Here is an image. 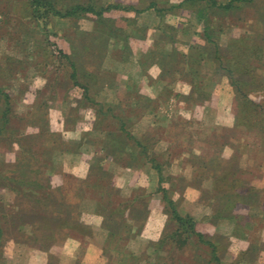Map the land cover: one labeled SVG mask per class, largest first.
Wrapping results in <instances>:
<instances>
[{"label":"rangeland","instance_id":"obj_1","mask_svg":"<svg viewBox=\"0 0 264 264\" xmlns=\"http://www.w3.org/2000/svg\"><path fill=\"white\" fill-rule=\"evenodd\" d=\"M150 1L53 0L62 10L90 2L132 5L133 9L105 12L107 20L117 26L112 28L90 13L59 17L34 9L31 0H0V90L8 96L5 102L0 96V127L4 125L0 172L8 170L6 162L23 159L25 145L34 147L39 156L32 163L42 170L40 182L49 184L55 198L65 203L64 209L66 205L78 214L73 220L78 226L66 239L84 243L79 250L57 256L66 239L48 250L42 241H27L17 226L23 223L25 233L30 232L29 217L34 211L38 214L35 202L31 198L25 204L30 198L20 196L24 210L17 214V207L9 204V190L0 187V203L7 209L2 210L6 223L3 220L1 225L8 229L0 247V264H38L42 254L44 264H205L210 255L193 243L182 249L186 254L169 249V243L155 250L152 242L162 237L166 225L168 230L175 227L167 222L159 186L170 189L179 213L199 220L198 231L224 237L219 242L225 244L218 253L219 264H264V201H257L259 207L237 202L233 209L237 221L205 220L213 205L210 199L207 203L213 190L212 169L222 172L214 165L220 163L215 151L223 141L233 145L226 144L219 151L228 160L221 162L229 167L226 175L252 179L256 188L264 189V111L253 110L258 124L251 132L246 123H239L234 87L212 59L216 45L224 64L234 48L246 53L249 57L243 67L241 62L234 64L241 68L235 72L247 98L264 105V0L239 1L237 8L226 11L211 8L207 32L212 44L204 37L196 3L156 0L157 8L167 10L142 15ZM181 2L185 3L173 7ZM203 56L210 57L206 61ZM73 65L75 76L71 77ZM245 69L254 71L256 80ZM189 70L200 72L195 79L199 92L193 90ZM79 83L90 87L88 99ZM99 107L105 114H100L101 122L96 116ZM4 110L8 113L5 124ZM121 122L124 133L119 130ZM104 130L119 134L115 138L121 147L128 153L135 147V155L139 146L132 137L139 139L147 144L149 156L133 160L120 155V160L125 156L127 165H123L103 148L108 137ZM12 135L19 136L20 143H11ZM236 150L239 155L233 156ZM148 157L157 160L161 172ZM27 167L17 166V174L23 171L27 177ZM102 168L107 173L101 174ZM201 187L207 191L202 193ZM115 207L119 210L110 217ZM90 213L100 216L99 226L87 219ZM246 214L253 216L256 226L251 236L235 224Z\"/></svg>","mask_w":264,"mask_h":264},{"label":"trees","instance_id":"obj_2","mask_svg":"<svg viewBox=\"0 0 264 264\" xmlns=\"http://www.w3.org/2000/svg\"><path fill=\"white\" fill-rule=\"evenodd\" d=\"M186 1H192L196 3L197 6H195L194 9L196 12V16L200 19V21L203 24L204 37L207 39V42L212 44L214 42L211 40V36L207 32L208 29L210 28V23L208 19L209 17L207 15L209 10L211 8L212 9L222 8L223 10L226 11L228 9L237 8L238 7L237 4L239 3V1L240 2L241 1L251 2L254 0H224L221 2L217 0H186ZM184 3L185 2L175 4L173 5V7L177 8L178 6H181ZM31 4L33 5L34 9L38 11L41 10L45 12H51L54 15L59 16V17L78 18L81 15L85 16L90 13L92 14L93 18L96 19L100 24H104V25L106 24L109 27L111 26L112 28H115L117 26L114 24V22H110L109 20H107L108 18H106L105 12H110L112 9H117V8L119 9L128 8L126 5L117 3V2L112 3V4H107V5H98L92 2L87 3V4L76 3L73 6H70L69 8H65L64 10L58 9L56 7V4L53 2V0H31ZM150 7H154L155 10L157 9L156 10L157 12L159 11L161 12L162 10L164 11V9L167 10V8H164L163 6L160 8H157L156 0H151L150 2L146 4L145 7L143 6V8H150ZM256 10H258L257 13L261 14V12L259 11L260 8H257ZM127 33L129 34V32ZM216 47L217 45L214 47L215 48L214 52H212L214 54L212 59L216 61L218 69L219 70L221 69L223 71V75L225 74V76L228 78L232 87H234L235 102L238 108L237 121L239 123H246V129L251 132L253 130L252 128H254L253 126L258 124L255 119L258 116L253 112V110L258 111L259 109L261 110L260 112L262 113L264 111V105H262V103L252 102L247 98V95L242 90V85H241L242 81H240L237 73L235 72L236 70L238 71L241 68H234V64L237 63L239 65L240 62H241V67H243V61L245 60V58H247L248 55L246 53H239L238 48H234L231 54L228 53L230 55V58L229 57L227 58L226 60L227 64H224L223 59L218 54V49ZM64 55L65 57L68 58L67 54H64ZM209 57L210 56H207L204 58L203 56L202 60L207 61ZM261 57L262 56L260 54V58ZM72 67H73V72L71 73V77H74L75 76L74 72L76 68L74 67V65ZM245 70L247 71L248 74L249 73L251 74L250 75L251 78L255 77V80H256L257 75L255 74L254 71L251 72V69H245ZM198 73L200 72L190 71L189 75H190V82L193 86V90L195 89V90H198L199 92L200 88L196 87V80H195L196 77L200 75ZM205 75L207 74L203 73L202 76H205ZM251 80L253 81L254 79H251ZM79 85L84 89L83 96L87 98L88 93L90 91V87L87 84H83V83H79ZM0 96L3 97L2 98L3 102H5L6 100L8 101L7 94H4L3 91L1 90H0ZM201 98L199 97V99ZM101 108L102 107H99L96 112V116L98 117L97 122L98 121L101 122L102 118L99 120L100 114L101 115L103 114V116L105 115L104 113L100 112V110H102ZM2 116L4 118L3 123L5 124L6 123L5 116H8L7 110H4ZM98 125L99 124L96 123L97 129H101L100 126L98 128ZM120 125L121 126L119 130H122V132L120 133H124L125 123L121 122ZM3 127L4 125L3 126L1 125L0 127V136L4 132ZM104 132L106 133V136L108 137L104 141L103 148L108 150V152L111 155H113V157H115L117 161L123 163V165L126 166L127 164L125 162V156L122 159L124 160V162L120 160L122 155H126L133 160H136V158H138L139 155L141 156L145 154V156L146 155L149 156V151L147 152V149H148L147 144H143V142H141L139 139L137 138L134 139V137H132L133 142H135V144L139 146L138 147L139 149L137 150V153L135 155V151H136L135 147L133 149V146H132L131 151L129 153L126 150V147L124 146L121 147V145L119 144L120 142L118 141L119 138H115L117 137V135L120 136L119 134L115 136V134H113L111 130L110 131L104 130ZM222 138H225V137H222ZM20 139L21 138L19 136L18 137L16 136V138H14L12 135L10 136L9 141L11 143L12 141L19 142ZM226 144L232 145V142L223 141V145L215 151V158L217 162H220V163L219 164L216 163L214 166H216L218 170H220L221 168V171L222 172L224 171V173L221 172V173L216 174L213 172V169H212L211 175L213 174L212 176L214 180L213 190L212 192H210L211 196L207 197L208 198L207 203L210 204V200H211V203H213V205H211L212 206L211 214L206 215L205 220L207 221L211 220L214 223H216L218 219H228L229 221H237V218L239 216L233 213L234 211L233 209L236 206L237 202H243V204L247 205V207H259L258 205H256L257 201H258V204H263V201H264V194H263L264 189L256 188V186L252 183V179L250 180L249 178H244L238 174L236 176L235 175L232 176V174H230L231 176L226 175V170L229 169V167L225 168L226 165L221 166V162L223 160V163H224L228 160L222 159L221 154L219 152L221 151V149H223V147H225ZM233 152L235 153L233 154V156L238 154L237 150ZM23 155L24 156L20 157V158H23L22 160L16 157L14 158L12 162L11 161L6 162L8 170H6V172H0V187H3V188L5 187L9 190V193H10L9 204L10 205L13 204L17 207L18 211L15 212L17 214L20 213L22 210H24L22 209V207H20L21 204L18 200L20 199V196H22L23 198H25V196H28V198H30L29 200L25 201V204L31 201V198H32L33 202H35V210L38 212V214L36 213L37 214L36 215L34 211V216L29 217L30 221L27 223L30 224L31 226H29L30 232L28 234L25 233L26 230H24L23 228V223L19 224L20 227L17 226V228L20 229L18 230V233H20V235H25L27 238V241H31V242L42 241L40 243L43 246L47 245V247H43V248L44 249L47 248L48 250V247H50L53 243L65 240L66 237L70 235L71 233L70 231H72V229L77 228L78 224L75 226L74 223H78V222L75 221L73 223V220H76L78 214L76 212L75 213L72 212L71 210H67L68 206L66 207V205L64 209L63 205L65 203L62 202L60 198L58 200L55 198L54 194H52V190L49 184L45 183L43 185L42 182H40L39 174H41L42 170H39L41 168L36 167V165L34 166L32 163V159L37 158L39 156L37 152L36 153L34 152V147L32 148V147L25 145ZM148 160L153 162L154 167L158 171L161 172L162 170L161 165L157 163L156 159H154L153 157H148ZM13 165H15L16 167L18 166L19 168L20 166H25V165L28 166L27 169L29 170V174H27V177H25V172L23 171L17 174L16 167L13 168ZM214 169L217 170L215 167ZM100 173L105 174L107 172L104 168H102L100 169ZM159 180L162 181L163 177L160 176ZM30 185H32V187L34 186L33 190L28 189ZM159 188L163 192L162 201L166 202V205L164 206V208L168 212L167 222L175 223V227L174 228L171 227V230H168L167 227H169V225L168 224L166 225L167 230H165V233L162 235V237L158 241L152 242L155 250L157 251V250L165 249L163 247L167 246L169 243V245L171 246L169 249L172 250L173 248L175 249L174 251H177V253L186 254L187 252L182 249H186L188 247L187 245L188 243L189 244L193 243L190 245H194L196 247L198 245L197 248L207 251L205 253H208L210 255V258L205 264H219L220 256L218 255V253L220 250L223 249L225 245L223 243V245L221 246L219 242L223 240L224 237L221 234H217V233L214 236H212V235L198 231L196 229V224L199 222V220L190 214L179 213L175 205V200L172 198V196L169 195V193H171L170 189L161 187V186H159ZM27 189L30 191V193H28ZM40 190L42 192H40ZM204 191L206 192L207 190L201 187V192L203 193ZM61 209H63L64 213L60 212ZM117 209H118L117 207L113 208L110 211L109 216L111 217L112 215H114ZM2 210L7 211L6 205L5 204L3 205L2 203H0V247L7 237L5 235L8 233L7 232L8 229L6 228V225L4 226L1 225V222L3 220H5V223H6V218H5L6 212L4 213ZM107 216L108 215H106L105 219H107ZM251 216L252 215H248V214L241 215V219H243L241 220V223H235L236 225L240 224L239 226L244 227L243 229H245V231L244 230L243 231L248 234L250 233L249 234L250 236L256 230L255 222L251 221L253 216L252 217ZM62 220L64 222L61 223ZM57 226H60L62 228L64 227V229L57 230ZM109 231L112 234H114L115 230L110 228ZM245 235L246 234H244V236ZM247 235L245 237H248ZM185 245L187 246L185 247ZM171 250H169V252H171ZM178 260L176 262L180 263Z\"/></svg>","mask_w":264,"mask_h":264},{"label":"crops","instance_id":"obj_3","mask_svg":"<svg viewBox=\"0 0 264 264\" xmlns=\"http://www.w3.org/2000/svg\"><path fill=\"white\" fill-rule=\"evenodd\" d=\"M112 3H109V4H112ZM127 7H128L127 9H121V10H128V9H133L134 8L132 5L131 6H127ZM117 9H119V8H117ZM112 10H115V9H112ZM153 12H155V9L152 8V7H150V8H143V10L141 11V14L142 13H153ZM123 168L126 169L125 167H123ZM78 175H80V174H78ZM194 198L196 199L197 197H194ZM99 218H100V216L98 214H92V213H90L89 216H87V219L88 220H91L92 224L96 223L97 226L100 225L99 223L96 222V220L99 219ZM151 218L152 217H150V219ZM150 219H149L148 223H151ZM66 240L67 241L64 244H61L62 247L59 245V248L61 250L57 253V256H62V252L63 251H71L72 252V251H75L77 249L79 250L80 248L84 247V245H83L84 243L82 244L78 240H77V242L74 240L75 241V244H74V242H72V240L70 238L69 239H66ZM86 249L88 250L89 248H86ZM39 256H40V254H39ZM44 261H45V258H43V254H42L41 257L39 258V263L38 264H44Z\"/></svg>","mask_w":264,"mask_h":264}]
</instances>
